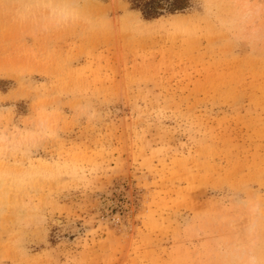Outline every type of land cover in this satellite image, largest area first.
<instances>
[{
  "label": "rangeland",
  "instance_id": "rangeland-1",
  "mask_svg": "<svg viewBox=\"0 0 264 264\" xmlns=\"http://www.w3.org/2000/svg\"><path fill=\"white\" fill-rule=\"evenodd\" d=\"M248 4L0 0V264H264Z\"/></svg>",
  "mask_w": 264,
  "mask_h": 264
},
{
  "label": "bare ground",
  "instance_id": "bare-ground-1",
  "mask_svg": "<svg viewBox=\"0 0 264 264\" xmlns=\"http://www.w3.org/2000/svg\"><path fill=\"white\" fill-rule=\"evenodd\" d=\"M249 0H234V4H236V9H244L248 7ZM238 7V8H237ZM250 13V10L247 9L245 12V15H248ZM256 210H252L250 213H255ZM253 225L254 223L251 222L250 225H246L245 228L249 232H253ZM240 238V237H239ZM255 241L254 239L252 242ZM250 242V243H252ZM249 243V244H250ZM255 244V242L252 243V245ZM229 247V246H228ZM227 248V247H226ZM220 251L223 253V259L225 260L226 264H253L254 257L250 256L247 258V253H253V249L251 245H247L242 242L241 239H238L236 244L232 247H229L227 249H221Z\"/></svg>",
  "mask_w": 264,
  "mask_h": 264
}]
</instances>
